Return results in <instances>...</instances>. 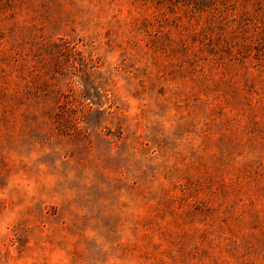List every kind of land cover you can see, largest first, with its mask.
Returning a JSON list of instances; mask_svg holds the SVG:
<instances>
[{
    "label": "rangeland",
    "instance_id": "1",
    "mask_svg": "<svg viewBox=\"0 0 264 264\" xmlns=\"http://www.w3.org/2000/svg\"><path fill=\"white\" fill-rule=\"evenodd\" d=\"M0 264H264V0H0Z\"/></svg>",
    "mask_w": 264,
    "mask_h": 264
}]
</instances>
